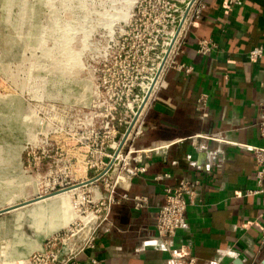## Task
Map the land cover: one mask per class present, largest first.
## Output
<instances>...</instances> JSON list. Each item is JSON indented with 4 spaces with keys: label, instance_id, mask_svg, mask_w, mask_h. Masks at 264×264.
<instances>
[{
    "label": "crops",
    "instance_id": "obj_1",
    "mask_svg": "<svg viewBox=\"0 0 264 264\" xmlns=\"http://www.w3.org/2000/svg\"><path fill=\"white\" fill-rule=\"evenodd\" d=\"M203 19L191 29L180 61L189 75L171 71L167 88L149 109L147 130L136 148L157 147L145 175L134 179L128 194L148 200L136 211L130 202L112 207L97 232L96 248L79 257L98 264H181L185 247L197 264H260L264 229V193L257 188V165L248 147H263L258 124L264 110V0H246L225 8L222 0H204ZM211 39L217 48L199 55L198 43ZM208 96L207 117L196 110ZM169 179L155 181L158 176ZM189 184L185 228L165 247L156 217L166 188ZM264 190V181H263Z\"/></svg>",
    "mask_w": 264,
    "mask_h": 264
},
{
    "label": "rangeland",
    "instance_id": "obj_2",
    "mask_svg": "<svg viewBox=\"0 0 264 264\" xmlns=\"http://www.w3.org/2000/svg\"><path fill=\"white\" fill-rule=\"evenodd\" d=\"M136 1L0 0V212L94 176L84 160L99 157L102 123L94 122L88 159L79 131L101 112L95 87L105 40L128 24ZM124 71L119 85H142L137 72ZM103 186L68 191L69 208L41 225L29 216L34 204L1 215L0 264H31L69 229L80 232L77 241L101 215L92 201Z\"/></svg>",
    "mask_w": 264,
    "mask_h": 264
},
{
    "label": "built area",
    "instance_id": "obj_3",
    "mask_svg": "<svg viewBox=\"0 0 264 264\" xmlns=\"http://www.w3.org/2000/svg\"><path fill=\"white\" fill-rule=\"evenodd\" d=\"M246 0H222L225 8L241 7ZM207 10L204 0H138L131 19L125 27L120 28L109 40L100 61L99 76L101 85H96L95 96L101 109L93 115L91 122L84 125L81 133L82 149L88 159L92 153L89 142L93 135L97 136L95 120L101 121L100 151L95 161L84 160L86 170H96L91 180L76 186L59 189L62 185H54L47 196L65 191H77L87 188L99 181L104 183L103 193L94 191V200L100 205L97 214H101L95 224L88 230L80 232L69 229L65 235H57L48 241L46 248L34 256L31 264H98L95 259L82 262L79 257L96 248L97 232L112 210V207L123 201L132 203L136 211L145 209L148 200L145 197H130L128 194L132 181L149 170V161L156 147L137 149V141L147 130V117L150 107L158 99L159 94L167 88V76L171 71L189 75L192 67L182 63L180 57L192 28L201 22ZM217 48L211 39L198 43V54L210 55ZM264 54L261 47L249 53L251 61H258ZM141 64V71H138ZM126 65L138 73V81L142 85H119L125 75ZM208 96L202 94L196 110L207 117ZM258 131L264 143V110ZM253 153L257 165V190L249 193L263 194L264 181V146L248 147ZM77 167L71 165L72 168ZM99 171L101 173H99ZM99 173V174H98ZM169 175L158 176L155 181L169 179ZM189 184L178 188H166L165 200L156 217V231L167 247L179 231L185 228L188 202L185 194ZM75 189V190H72ZM90 203V202H89ZM91 204V203H90ZM61 245V247H60ZM260 245L264 249V229ZM181 264H197L187 248L182 247L177 255Z\"/></svg>",
    "mask_w": 264,
    "mask_h": 264
},
{
    "label": "bare ground",
    "instance_id": "obj_4",
    "mask_svg": "<svg viewBox=\"0 0 264 264\" xmlns=\"http://www.w3.org/2000/svg\"><path fill=\"white\" fill-rule=\"evenodd\" d=\"M137 1H136V3H137ZM67 193H68V191H65V192H61V193L55 194V195L47 197V198L39 197V198L33 199L31 201H25L24 203L16 204V205H14L8 209H5V210H9L12 208L19 207L25 203H30L31 205L34 204L35 207L30 212L29 216L33 220V223H34L33 226L34 225H36V226L41 225L42 222L44 221L46 214H48V213L54 214L56 212H61L62 210H64L67 207L69 208ZM18 209H21V208H18ZM18 209H16V210H18ZM16 210H13V211H16ZM13 211H11V212H13ZM62 227H64L63 224H58L56 226V228H54L53 231H56V229H61Z\"/></svg>",
    "mask_w": 264,
    "mask_h": 264
},
{
    "label": "water",
    "instance_id": "obj_5",
    "mask_svg": "<svg viewBox=\"0 0 264 264\" xmlns=\"http://www.w3.org/2000/svg\"><path fill=\"white\" fill-rule=\"evenodd\" d=\"M59 193H61V192H59ZM53 195H55V194H53ZM53 195H51V196H53ZM48 197H50V196H48ZM41 198H47V197H41ZM30 205H31L30 203H25V204H23V205H21L19 207L12 208V209H9V210L1 211L0 212V216L3 215V214H5V213H10L11 211L16 210L18 208H24V207H27V206H30ZM235 264H242V263L240 261H237ZM260 264H264V260Z\"/></svg>",
    "mask_w": 264,
    "mask_h": 264
}]
</instances>
